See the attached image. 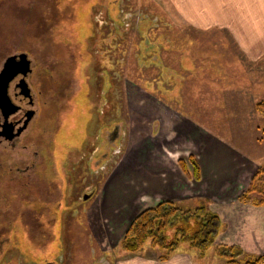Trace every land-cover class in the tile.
Segmentation results:
<instances>
[{"label":"rangeland","instance_id":"374dc122","mask_svg":"<svg viewBox=\"0 0 264 264\" xmlns=\"http://www.w3.org/2000/svg\"><path fill=\"white\" fill-rule=\"evenodd\" d=\"M160 1L0 0V30H19L15 39L23 37V26H31V30L38 24L54 27L46 40L59 43L56 57L62 60L65 91L58 99L57 80L44 82L50 94L43 95L48 102L40 105L36 131L41 134L44 126L54 123L58 130L49 155L55 162H45L43 174H33L34 167L27 175L18 174L9 159L19 153L23 160L18 165L24 167L28 164L24 150L0 145V264H55L61 250L60 264H122L131 258L133 263L166 264L172 256L159 260L158 249L148 243L137 253L126 252L119 245L134 215L160 200H172L183 209L207 202L223 222L216 243L204 256L177 249L174 254H181L180 264L187 257L223 264L213 251L224 244L235 245V253L241 249L243 253L236 258L243 262L264 256L257 249H264V241L257 248L251 242H236L241 228L258 232L264 215L253 209L264 205L240 200L254 173L264 165V118L256 107L264 98V52L248 55L236 47L220 49L209 44L184 50V40L208 43L206 35L168 32L165 0ZM227 40L230 42L228 37L223 42ZM214 49L224 57H236L238 64L224 70L230 84L217 77L218 89L211 92L218 60L211 64L208 55ZM185 51H192L195 61L207 62V81L196 75L177 80L183 67L188 68ZM168 67L178 70L175 81L169 77ZM183 84L187 92L193 90L194 102L189 99L188 108L180 98ZM182 109L205 123L213 139L240 152L239 158L231 153L229 157L217 145L215 164L220 167L211 170L204 166L200 174L197 159L202 147L193 138L189 143L186 139L180 142L170 129L173 121L178 123L176 112ZM200 109L201 114L196 112ZM59 113L63 115L61 125ZM89 129L90 174L83 171L85 175L72 176L68 190L63 158L74 154ZM28 144L26 155L30 157L38 147L34 142ZM179 157H185L189 171ZM65 193L70 194L69 201L76 202L67 203ZM83 193L87 195L79 198ZM18 254L23 262L16 259Z\"/></svg>","mask_w":264,"mask_h":264},{"label":"crops","instance_id":"0c3cea01","mask_svg":"<svg viewBox=\"0 0 264 264\" xmlns=\"http://www.w3.org/2000/svg\"><path fill=\"white\" fill-rule=\"evenodd\" d=\"M165 8L169 27L168 32L176 34L178 33V31H195L201 33L202 35H206L208 43H205L204 39L194 41L190 38L188 40H184L182 43V48H184V50H193L195 48H201V46L209 44V47L212 48L221 46L220 49H227V47H236L243 50L248 55L258 53L259 51L264 52V0H165ZM223 34H226V37L229 38L230 42L228 40L223 42V40H225L226 38ZM216 52L217 51L214 49V52H212L211 55H208L212 57V61H210L209 63L214 64V61L218 60V62L216 63L218 68L216 72L213 73L212 84L216 82L217 77H221L222 79L226 80L224 77L229 76V74L224 70L227 68L232 70L231 67L238 64V59L236 57H224L222 56V53ZM226 53L227 52H225V54ZM183 55L187 56L186 60L188 59V62H186V66L188 68L184 69L183 67V72L179 77V75L177 74L178 70L175 67H168L167 71L168 73H170L169 77H172L171 79L175 81L176 76H178L179 78H177V80L185 81L190 80L189 78L192 77V75L194 77L196 75V77H200V80L207 81L204 73V71L208 69L206 66L207 62L205 63V61L202 60H200L201 62L195 61L194 57L197 56L192 51H185ZM203 56L207 59L205 53ZM226 84H230L229 81H227ZM185 87L186 85L183 84V98H180L183 102H186L185 106L188 108V104L190 105L188 100L190 99L191 102H194V95L192 94V89L191 91L187 92ZM212 87L214 88H209V90L211 92H215L218 89L217 83H214ZM180 88H182V84ZM177 89L178 87L175 85V90ZM175 90L172 89V93L176 92ZM200 90L205 89L201 88ZM177 112L176 114H178V118L176 119L178 123L173 121V123L171 124L172 127H170L173 132L172 135H174V137H177L180 142H182L183 140L185 141L186 139L185 142L189 143V141H192L189 139L193 138V140H195V143L197 142V144H200L203 150V153L199 156V159H197L198 165L200 167V174L203 175L204 166L208 167L211 170H216L220 167L218 166V164H215L218 158V154H216L218 146H222L226 150L229 157L231 153L239 158L241 153L237 150L232 149L219 139V141L217 139H213V137L210 136L207 132L208 126L200 121V119L198 120L194 118L192 115H190V113H185L183 109L178 110ZM196 112L201 114L202 110L200 109ZM185 149L190 150V148ZM179 158H181L182 161L184 160V167L187 169V171H189V165H187V163L185 162V157ZM224 173H226V171ZM215 174H217V172ZM182 176V179L184 181H187V179H185L184 177V174ZM203 179L204 178H202V180L200 179L201 181L198 185L201 184ZM192 183L195 185L197 184V182ZM253 209H255L254 211L258 213L264 214V207L256 208L255 206H253ZM262 217L263 218L260 220L259 226L260 230L258 232H248L247 230L244 231L243 228H241L240 233H237V238H239L236 242L242 244L244 243V241H247L251 242L256 248L257 246L259 247V241H264V215H262ZM246 232L251 234L248 235L246 234ZM257 249L264 251V249L262 248ZM179 255L181 256V254L177 253L172 255V258L168 259V262L166 261V264H180ZM131 260L132 258L125 260L122 264H140L139 262L133 263L131 262ZM145 262L147 264H156L150 260ZM184 264L205 263L200 260L196 262L191 259V257H187V261H185Z\"/></svg>","mask_w":264,"mask_h":264},{"label":"flooded vegetation","instance_id":"af4514ba","mask_svg":"<svg viewBox=\"0 0 264 264\" xmlns=\"http://www.w3.org/2000/svg\"><path fill=\"white\" fill-rule=\"evenodd\" d=\"M53 28L46 24L33 26L32 30L31 26L27 28L23 26V37L21 39H15L17 37L15 36V31L19 30L10 31L3 28L0 30V97L6 95L9 103L7 105L0 103V145H6L9 149L18 151L24 150L25 161H28V164L23 165L24 167L21 168L19 166L23 160H21L19 153V157L16 156L9 159V164L14 165L18 174L25 173L27 175L30 167H34L33 174L41 175L43 174L42 172H45L44 169L42 170L45 162L47 165H53L52 163L55 162L49 157L50 154H53V141L58 130L55 127V123L48 127L44 126L41 134L36 131L40 105L44 106L48 102V100L45 101L43 98L44 94L49 93V88L44 84L45 80L49 82L57 80L58 90L56 94L61 91L58 99H62L65 95V91L62 92V89H64L62 80L63 64L62 60L56 57L59 43L54 45L46 40L49 31ZM88 45L90 51V35ZM54 47L56 48L54 49ZM36 66L38 71H35ZM87 72H89L88 77L90 80V62L87 65ZM66 84L69 86V82H66ZM70 88L71 86L68 87V90ZM58 110H61V108L58 107ZM62 117L63 115L59 113L58 121L60 125ZM84 135L79 148L77 147L74 150V154H69L65 159L63 158L62 166L64 176L68 178V186L66 187L68 190H71L68 187H71L70 178L72 176L85 175L83 171H88L87 175L90 174V135H92L90 129ZM28 142L36 143L39 149L34 150L30 157L26 155L27 147L29 146ZM40 148H43L44 151H41ZM65 194L67 203L73 204L76 202L75 200L71 201V199L69 201L70 194ZM86 195L87 193H83L79 198L82 199ZM62 252L63 250L58 256L59 261L57 260L55 264H60ZM16 256V259H20L23 262L20 254ZM51 262L53 261H44L39 264H50Z\"/></svg>","mask_w":264,"mask_h":264},{"label":"trees","instance_id":"16d2710c","mask_svg":"<svg viewBox=\"0 0 264 264\" xmlns=\"http://www.w3.org/2000/svg\"><path fill=\"white\" fill-rule=\"evenodd\" d=\"M257 109L264 118V98L257 102ZM264 131V119L262 122ZM240 200L254 205H264V165L251 178L248 188ZM207 202H200L193 209H183L172 200H160L143 208L131 219L119 245L129 253L141 252L148 243L158 249L159 260H167L174 252L183 248L194 251L198 257L212 250L223 228L221 217L211 211ZM235 245L224 244L213 252L223 259V264H264V256H256L246 262L236 258L243 251Z\"/></svg>","mask_w":264,"mask_h":264},{"label":"water","instance_id":"95a60500","mask_svg":"<svg viewBox=\"0 0 264 264\" xmlns=\"http://www.w3.org/2000/svg\"><path fill=\"white\" fill-rule=\"evenodd\" d=\"M0 103L5 104V105L9 104L7 101L6 95L5 96L3 95L2 97H0Z\"/></svg>","mask_w":264,"mask_h":264}]
</instances>
